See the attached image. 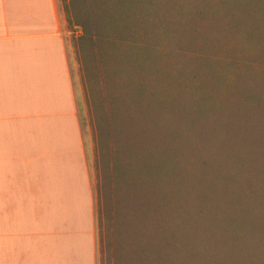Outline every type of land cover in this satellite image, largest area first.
Wrapping results in <instances>:
<instances>
[{"label":"rangeland","instance_id":"rangeland-1","mask_svg":"<svg viewBox=\"0 0 264 264\" xmlns=\"http://www.w3.org/2000/svg\"><path fill=\"white\" fill-rule=\"evenodd\" d=\"M60 7L99 264H264V0Z\"/></svg>","mask_w":264,"mask_h":264},{"label":"crops","instance_id":"crops-1","mask_svg":"<svg viewBox=\"0 0 264 264\" xmlns=\"http://www.w3.org/2000/svg\"><path fill=\"white\" fill-rule=\"evenodd\" d=\"M60 0H0V264H99Z\"/></svg>","mask_w":264,"mask_h":264},{"label":"trees","instance_id":"trees-1","mask_svg":"<svg viewBox=\"0 0 264 264\" xmlns=\"http://www.w3.org/2000/svg\"><path fill=\"white\" fill-rule=\"evenodd\" d=\"M81 25L83 27L84 32L87 33V31H88V24H86V23L83 22V24H81Z\"/></svg>","mask_w":264,"mask_h":264}]
</instances>
